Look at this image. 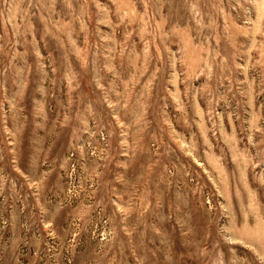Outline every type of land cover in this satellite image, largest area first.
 Masks as SVG:
<instances>
[{"label": "rangeland", "instance_id": "374dc122", "mask_svg": "<svg viewBox=\"0 0 264 264\" xmlns=\"http://www.w3.org/2000/svg\"><path fill=\"white\" fill-rule=\"evenodd\" d=\"M0 264H264V0H0Z\"/></svg>", "mask_w": 264, "mask_h": 264}]
</instances>
